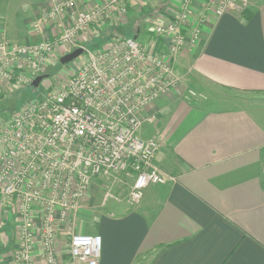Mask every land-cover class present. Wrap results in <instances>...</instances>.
I'll return each instance as SVG.
<instances>
[{"label":"crops","instance_id":"obj_1","mask_svg":"<svg viewBox=\"0 0 264 264\" xmlns=\"http://www.w3.org/2000/svg\"><path fill=\"white\" fill-rule=\"evenodd\" d=\"M54 1L0 0V36L17 44L54 37L70 21L68 14L46 17ZM181 2L138 0L86 35L102 36L103 47L115 35L137 39L142 32L148 50L159 53L163 44L145 26L171 18ZM208 2H192L190 21H199L201 32L175 58L182 85L147 109L155 121L141 131L159 141L154 162L174 179L148 186L136 206L84 197L71 217L74 232L101 237L97 264H264V0L220 15ZM188 90L203 100L188 98ZM246 94L254 96L242 100ZM17 223L14 209H0V264H14ZM64 232L61 264H84L70 263Z\"/></svg>","mask_w":264,"mask_h":264},{"label":"built area","instance_id":"obj_2","mask_svg":"<svg viewBox=\"0 0 264 264\" xmlns=\"http://www.w3.org/2000/svg\"><path fill=\"white\" fill-rule=\"evenodd\" d=\"M83 1L53 2L46 17L68 14L71 25L50 40L17 44L0 36V88L27 84L43 73L55 48L76 45L91 26L110 23L138 2L104 0L84 10ZM192 2L182 0L178 13L153 25L152 36L163 44L159 53L131 37L116 38L95 52L84 50L86 60L61 88L28 101L0 123V209H14L17 215L14 264L37 259L61 264L59 230L69 233L70 263L97 264L101 237L74 232L71 219L92 182L131 178L126 203L136 206L148 186L174 179L154 162L159 141L142 137L141 131L155 121L147 109L182 85L175 58L201 32L199 21H190ZM246 2L209 0L208 7L220 15Z\"/></svg>","mask_w":264,"mask_h":264},{"label":"rangeland","instance_id":"obj_3","mask_svg":"<svg viewBox=\"0 0 264 264\" xmlns=\"http://www.w3.org/2000/svg\"><path fill=\"white\" fill-rule=\"evenodd\" d=\"M70 25L71 23L69 21L68 24L64 26L61 31L55 34V36L59 35L67 26H70ZM153 25H155V23H150V24L147 23L145 26V30L151 32ZM118 36L132 38L133 35L129 33L122 34V35L119 34V35H115L113 39L118 38ZM52 38L53 37L51 35H47V37H45L43 40H50ZM78 40H79V43L82 42L80 46L82 45L85 51H90V52H95L96 50H98L105 41L102 36L92 38V37H88V35L86 34L83 37H80V36L77 37L76 41L78 42ZM137 41L141 43L142 45H147L148 43L146 36L142 32L139 34ZM80 46L76 44L68 48L67 46H61V47L55 48V50L53 51V54L50 56V58L47 61V64H46V67L43 73L40 74V75H44V78L41 80L37 88H32L30 85L31 80L34 77H32L29 80V82L23 85L22 87H17V88L1 87L0 88V123L4 122V120L9 119V116L11 115L13 111L20 109L28 101L39 99L43 97L48 91L61 88L63 81L66 79L69 73H72L75 67L80 66V64L86 60L87 55H86V52H83L81 55L75 58L72 62L68 64H64V65L59 62V58L63 56L64 54L70 52L72 49L80 47ZM186 94H188L187 96L188 98L203 100V97L198 95L196 92H195V95H190L188 92ZM253 96L254 95L252 94H246V95H242L241 99L245 101H250L253 98ZM229 105H233V104H229ZM111 180L112 179H97L93 181L85 197L86 198L90 197L91 202L93 200L97 204H100V202H103V201H107V202L113 201L117 198H120L121 200H124L125 202V200L127 199V195L129 193L131 184H132V179L129 177L121 176L119 177V179H117V183H114V184H110ZM62 236H63L62 238L63 243L66 245L68 241L69 233L65 231L64 234H62ZM65 251H66V248H65Z\"/></svg>","mask_w":264,"mask_h":264},{"label":"water","instance_id":"obj_4","mask_svg":"<svg viewBox=\"0 0 264 264\" xmlns=\"http://www.w3.org/2000/svg\"><path fill=\"white\" fill-rule=\"evenodd\" d=\"M135 39V38H133ZM84 52V49L82 47H77L72 49L70 52L64 54L59 58V62L61 64H68L72 62L75 58H77L79 55H81ZM44 78V75H38L33 78L30 85L32 88H37L41 82V80Z\"/></svg>","mask_w":264,"mask_h":264}]
</instances>
